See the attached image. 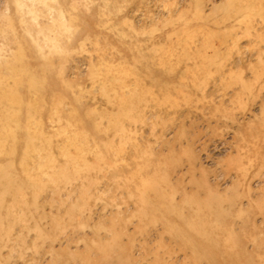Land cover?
Masks as SVG:
<instances>
[{
	"label": "clouds",
	"instance_id": "clouds-1",
	"mask_svg": "<svg viewBox=\"0 0 264 264\" xmlns=\"http://www.w3.org/2000/svg\"><path fill=\"white\" fill-rule=\"evenodd\" d=\"M0 15V264H264V0H29Z\"/></svg>",
	"mask_w": 264,
	"mask_h": 264
},
{
	"label": "rangeland",
	"instance_id": "rangeland-1",
	"mask_svg": "<svg viewBox=\"0 0 264 264\" xmlns=\"http://www.w3.org/2000/svg\"><path fill=\"white\" fill-rule=\"evenodd\" d=\"M28 2L29 0H0V15H3L5 8L11 4L12 7L10 9L8 19L13 26H15L26 15L31 17L33 23H39L45 15L51 19L53 12H55L57 16H62V12L59 8L54 10L37 6L25 7Z\"/></svg>",
	"mask_w": 264,
	"mask_h": 264
}]
</instances>
